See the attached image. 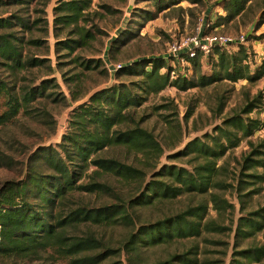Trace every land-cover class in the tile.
<instances>
[{
	"label": "trees",
	"instance_id": "obj_1",
	"mask_svg": "<svg viewBox=\"0 0 264 264\" xmlns=\"http://www.w3.org/2000/svg\"><path fill=\"white\" fill-rule=\"evenodd\" d=\"M32 0H5L9 5L26 4ZM153 1L156 12H160L174 0ZM167 1V2H166ZM251 0H224L222 9L224 17L212 28L231 21L243 12ZM89 0H59L53 9L54 30L59 27L72 26L76 39L56 40L54 51L73 52L81 48L92 38L77 23L83 21L89 9ZM165 7V8H164ZM18 27L29 30L28 22L18 16L0 18V30ZM54 37H57L55 34ZM22 40L14 33L0 35L1 66L7 70L9 81L0 79V169H16L20 163L14 158L19 143L10 137L1 140V133L16 123L19 113L30 116L34 111L30 104L37 99H47L49 80H42L38 85L26 86L24 71L38 69L45 59L24 56ZM25 45L37 47L39 40H27ZM238 46V45H237ZM234 54L224 48L213 46L207 56L209 66L207 74L201 73L202 55L195 52L191 59H186L191 76L185 74L172 77V58H147L120 66L116 76L134 77L138 80L129 84L118 83L107 89L92 93L88 100L71 112L67 132L62 135L56 148L51 146L36 147L24 160L20 179L5 181L0 185V258H35L39 253L49 249L67 264H103L113 257L118 250L111 249L96 238L91 231L81 232L80 227L116 226L132 227L133 214L137 208L150 207L164 201H173L186 196H203L207 194L212 209L225 211L230 205L218 195L207 193L209 189H221L214 180L221 168L215 162L224 154L237 147L240 139H249L261 129L257 120L230 116L221 126L213 128V135H204L202 139L194 138L169 159L187 158L194 162L190 169L175 165H161L152 172L147 181L142 170L126 165L113 158L99 157L104 149L121 147L127 152L140 154L145 165L156 161L162 155L161 146L145 129L138 127L132 119L131 111L140 107L150 95H157L166 87L185 92L196 88H205L222 81L252 83L261 78L264 62L250 74L246 63V48L238 46ZM182 58V56H181ZM73 62H77L73 60ZM85 71L101 66L98 60L82 61L78 64ZM49 69V67H48ZM163 70V72H160ZM72 101L75 98L72 97ZM255 106L248 103L241 114H249ZM191 115L188 111L184 120ZM45 118V112L34 115ZM132 125V126H131ZM203 139H206L203 140ZM251 147L243 158L242 169L248 170L264 167V144ZM143 164V166H144ZM145 167V166H144ZM18 168V167H17ZM92 168L87 176V170ZM107 176L114 178L125 187H132L131 192L122 194L111 185L97 178ZM87 177V181L81 182ZM257 182H264L263 175L247 176ZM96 195L107 197L114 202L98 207H89L74 199V195ZM206 204L202 201L194 206L165 216L151 224H144L134 229L121 244L120 250L126 255L138 256L140 250L167 245L176 241L198 238L202 232L218 233L221 228L205 220ZM253 219H244L238 224L236 234L241 239L251 237L259 232L263 219L258 212L250 214ZM196 250V249H194ZM238 256L247 264L258 263L264 257V247L245 249ZM114 264V263H110ZM153 264H201L197 254L191 248L180 254H173L164 261ZM235 264H244L236 261Z\"/></svg>",
	"mask_w": 264,
	"mask_h": 264
},
{
	"label": "rangeland",
	"instance_id": "obj_2",
	"mask_svg": "<svg viewBox=\"0 0 264 264\" xmlns=\"http://www.w3.org/2000/svg\"><path fill=\"white\" fill-rule=\"evenodd\" d=\"M1 1L5 0H0V18L18 16L28 22L29 30L14 27L10 30H0V35L13 32L23 42L24 56L46 60L41 68L24 71L17 74L16 78L23 76V84L26 86L49 80L45 94L50 97L31 103L30 107L34 110L32 114L28 116L19 113L17 122L1 133V140L10 137L19 143L13 156L20 163L16 169H0V185L22 177L20 173L24 160L36 147L56 148L62 135L67 132L71 112L85 103L92 93L118 83L127 85L138 80L134 77L116 76L117 66L128 65L144 58H167L168 48L172 44L191 38L199 31L200 34L203 31L205 35H223L231 38L243 35L245 43L238 46L246 48V63L250 74L264 62V0H251L245 5L242 13L217 28L212 26L218 22V18L225 16L222 9L224 0H174L172 5L160 12H156L153 1L149 0H89V9L85 12L83 21L77 23V27L83 28L92 38L86 41L83 47L70 53L65 50L54 51L56 40L77 38L72 26L54 30L53 9L59 0H32L21 5H9ZM55 34L57 37H54ZM27 40H39L40 45H25ZM238 46L224 50L234 54ZM206 59L207 57L200 60L199 69L205 74L209 72ZM73 60L77 62L74 63ZM89 60H98L101 66H94V69L89 71L78 66L80 62ZM166 62L173 69L172 77L183 74L186 77L191 76L187 62L180 59ZM8 75L0 61V79L9 81ZM72 97L75 101H72ZM250 102L255 109L247 115L241 114ZM43 111L45 118L34 116ZM188 111L191 115L184 120ZM131 113L133 122L149 132L161 146L162 155L148 165L144 164L140 154L127 152L121 147L104 149L98 156L113 158L142 170L145 181L152 172V165L155 170L161 165L190 169L194 165L193 161L189 163L187 158L169 159L168 156L181 150L194 138L202 139L204 135H213V128L221 126L230 116L240 115L242 118L257 120L261 129L249 139H240L237 147L227 151L215 162V167L222 169L214 178L219 182L221 189L211 188L207 193H214L225 200L230 205L225 211H214L212 205L207 202V194L182 195L173 201L130 211L134 221L132 227H80L81 232L92 231L107 247L118 250V253L103 264H153L189 248L197 254L201 264H235L236 261L247 264L238 256V252L264 247V218L258 219L262 228L251 237L241 239L236 234V228L242 220L254 218L250 214L258 212L264 217V182L247 177L264 176V167L242 169L243 158L250 152V145L257 147L264 144V70L261 78L252 83L244 80L233 84L222 81L185 92L166 87L157 95L148 96L146 101ZM92 170H87V176ZM87 180L86 177L81 182ZM97 180L108 183L119 193L131 192L132 187L121 186L114 178L102 176ZM74 199L89 207L114 202L107 197L96 195L75 194ZM200 201L206 204L205 220L221 228L218 233L202 232L195 239L140 250L138 256L126 255L120 250L127 236L138 226L172 216ZM0 264H67V261L46 249L35 258H0ZM253 264H264V257Z\"/></svg>",
	"mask_w": 264,
	"mask_h": 264
},
{
	"label": "built area",
	"instance_id": "obj_3",
	"mask_svg": "<svg viewBox=\"0 0 264 264\" xmlns=\"http://www.w3.org/2000/svg\"><path fill=\"white\" fill-rule=\"evenodd\" d=\"M244 43L245 39L243 35L231 38L223 35H205L203 34V31L200 34L199 31L191 38L183 40L178 44H172L168 48V57L175 60L180 59L185 61L186 59L193 58L195 52H199L202 55V58H205L210 54L213 46L226 49L232 46L243 45ZM119 67L120 66H117L116 69Z\"/></svg>",
	"mask_w": 264,
	"mask_h": 264
}]
</instances>
